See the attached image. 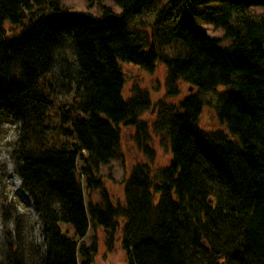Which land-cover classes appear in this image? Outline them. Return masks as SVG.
I'll use <instances>...</instances> for the list:
<instances>
[{"label":"trees","instance_id":"16d2710c","mask_svg":"<svg viewBox=\"0 0 264 264\" xmlns=\"http://www.w3.org/2000/svg\"><path fill=\"white\" fill-rule=\"evenodd\" d=\"M113 2L120 13L94 16L58 0H0V127L17 125L5 147L43 241L27 260L9 245L0 264H94L97 249L83 241L90 224L103 227L111 252L120 219L128 264H264V0ZM201 25L222 29L230 44L219 48ZM177 45L174 57L161 58L159 50ZM158 60L168 97L179 80L198 92L178 107L157 104L153 134L170 154L162 168L147 146L149 96H122L121 65L150 73ZM223 86L233 92L216 101L221 129L202 130L200 95ZM60 88L72 100L56 113L57 141L50 113ZM121 126L136 130L147 160L124 180L123 206L98 177L118 156ZM97 190L103 201L86 203ZM7 201L0 219L10 242Z\"/></svg>","mask_w":264,"mask_h":264},{"label":"rangeland","instance_id":"374dc122","mask_svg":"<svg viewBox=\"0 0 264 264\" xmlns=\"http://www.w3.org/2000/svg\"><path fill=\"white\" fill-rule=\"evenodd\" d=\"M61 7L64 10L72 12H86L91 13L94 16H100L102 8L112 10L115 13H120V9L117 8L113 0H58ZM251 14L256 17L263 15L261 9H252ZM141 16L135 18L137 22ZM202 33L207 38H211L219 43V48L227 47L230 44L229 40H225L223 37L224 31L216 30L212 26L201 25ZM177 47H167L159 50L160 56L163 60L172 58L177 53ZM69 55V54H68ZM73 60L71 55L68 56L67 61L70 63ZM122 72L125 76L124 89L122 96L126 98H132L135 96L136 90L140 89L149 96L151 109L144 115L147 124V146L153 149V161L155 168H162L168 164L170 160L169 148L167 142H161L160 139L156 138L153 134L152 124L156 121V113L158 110V103L161 102L165 105H174L175 107L180 106V103L191 95H197L198 92L195 88L189 87L182 80L178 81L177 90L178 95L176 97H168L167 91L170 86L169 73L162 61H157L155 69L152 72H144L138 67H134L129 64L121 65ZM57 77V76H56ZM59 81V85H60ZM61 102H56L55 107L51 111V117L54 120L51 126L50 136L54 140L60 141L59 131L54 128L57 126L58 110L62 108V105H66L65 109L69 111L68 104H71V94L67 91V88H60L57 90ZM230 94L231 91L228 87H218L208 93L200 95V100L203 103L202 110L198 119V125L202 130L214 131L221 129L217 113L215 112V105L217 100L222 98L224 92ZM154 110L152 114L150 111ZM0 127V200L7 199L8 203V215L11 217V224L8 230L12 232L9 239L4 232L1 219H0V259L3 260V253L8 251L9 245L16 247L18 255L25 257L27 260L32 249L42 248L41 230H40V219L35 214L31 200L28 201L20 196V180L14 176L12 161L9 155H7L6 144L8 141H13L16 136L17 125L11 120L1 121ZM121 129V143L119 146L118 156L114 160L110 161L107 166L100 167L98 171V177L104 184L105 193L108 195L109 201L113 205H122L125 200L124 194V180H127L130 175V170L137 163L147 161L143 152V140L140 136H137V132L132 127H120ZM81 179V185L83 191H85V185H83V179ZM101 191H93L89 195L85 196V202L91 201L93 204H98L103 201ZM86 193V192H85ZM14 196V197H13ZM10 205V206H9ZM124 219L119 221V231L116 237V242L113 247V251L109 252L105 244L104 229L103 227L93 226L91 223L87 235L84 238V243L87 247L95 246L97 254L94 258V264H128V259L125 251L121 248V232ZM64 231L68 230V236H72V229L69 226H63Z\"/></svg>","mask_w":264,"mask_h":264},{"label":"bare ground","instance_id":"6f19581e","mask_svg":"<svg viewBox=\"0 0 264 264\" xmlns=\"http://www.w3.org/2000/svg\"><path fill=\"white\" fill-rule=\"evenodd\" d=\"M20 196L28 201V198H26L25 195L22 192H20Z\"/></svg>","mask_w":264,"mask_h":264}]
</instances>
